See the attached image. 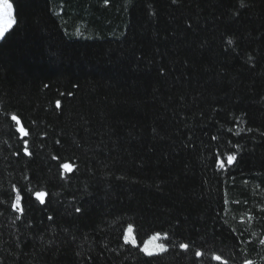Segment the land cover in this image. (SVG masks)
I'll use <instances>...</instances> for the list:
<instances>
[{
  "label": "trees",
  "instance_id": "trees-1",
  "mask_svg": "<svg viewBox=\"0 0 264 264\" xmlns=\"http://www.w3.org/2000/svg\"><path fill=\"white\" fill-rule=\"evenodd\" d=\"M10 2L0 264H264V0Z\"/></svg>",
  "mask_w": 264,
  "mask_h": 264
},
{
  "label": "snow or ice",
  "instance_id": "snow-or-ice-1",
  "mask_svg": "<svg viewBox=\"0 0 264 264\" xmlns=\"http://www.w3.org/2000/svg\"><path fill=\"white\" fill-rule=\"evenodd\" d=\"M16 18L14 14V5L10 0H0V42L6 41L9 34L13 31L14 27L16 26ZM57 105H59V101H57ZM12 119L14 121H17L19 123L18 117L13 115ZM20 131H24L23 128L20 129ZM235 160V156L229 155L227 157V162L229 164L233 163ZM221 166H223V162H221ZM63 167L65 169L71 170V166L68 164H64ZM46 195L44 192H37L36 196L43 202V198ZM17 203L13 205V207L19 206L20 196H17L16 198ZM79 211V209H77ZM132 229L129 227L128 232L124 236V240L126 243H132L133 245L136 244L135 238L130 239ZM164 239H167V234H164ZM161 239V234L156 233L153 236H151L147 241H144V247L142 248V251H144L148 255H153L155 253V249H159L161 252L166 251L167 247L165 244H155L153 247V242L158 241ZM264 243V242H262ZM182 249H188L189 245L186 243H181L179 245ZM196 256H200L201 252L197 251L195 253ZM214 259L221 260L220 256H214ZM224 264H227V261H224ZM246 264H251V262H246Z\"/></svg>",
  "mask_w": 264,
  "mask_h": 264
},
{
  "label": "rangeland",
  "instance_id": "rangeland-1",
  "mask_svg": "<svg viewBox=\"0 0 264 264\" xmlns=\"http://www.w3.org/2000/svg\"><path fill=\"white\" fill-rule=\"evenodd\" d=\"M128 229H129V228H128ZM128 229L125 231V234L128 232ZM153 235H154V234H153ZM153 235H151V236H153ZM151 236H150V237H151ZM150 237H149V238H150ZM131 238H132V232H131V235H130V239H131ZM149 238H148V239H149ZM148 239H147V240H148ZM147 240H146V241H147ZM155 244H162L161 239L158 240V241L153 242V247L155 246ZM143 247H144V243L140 246L141 250H142ZM143 252H144V251H143ZM158 252H160V250H159V249H155V253H158ZM144 253H145V252H144Z\"/></svg>",
  "mask_w": 264,
  "mask_h": 264
}]
</instances>
